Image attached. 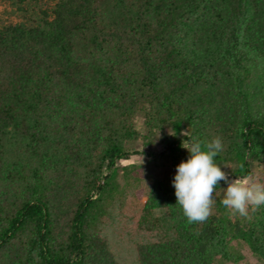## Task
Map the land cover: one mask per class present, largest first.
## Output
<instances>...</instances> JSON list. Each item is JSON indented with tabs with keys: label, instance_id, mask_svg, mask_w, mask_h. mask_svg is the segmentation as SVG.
Wrapping results in <instances>:
<instances>
[{
	"label": "trees",
	"instance_id": "16d2710c",
	"mask_svg": "<svg viewBox=\"0 0 264 264\" xmlns=\"http://www.w3.org/2000/svg\"><path fill=\"white\" fill-rule=\"evenodd\" d=\"M3 3L17 20L0 21V264H121L103 232L138 167L121 165H177L192 137L221 139L230 179L257 166L264 182V0ZM173 178L144 203L161 234L139 264H239L233 241L264 264V206L240 216L220 197L189 223Z\"/></svg>",
	"mask_w": 264,
	"mask_h": 264
},
{
	"label": "rangeland",
	"instance_id": "374dc122",
	"mask_svg": "<svg viewBox=\"0 0 264 264\" xmlns=\"http://www.w3.org/2000/svg\"><path fill=\"white\" fill-rule=\"evenodd\" d=\"M12 10L8 4L0 5V21L17 20V16L12 14ZM143 117L137 118V127L143 132L144 124ZM140 151L146 150L142 145V139L133 143ZM153 150L149 148L146 150ZM162 150V144H157L155 151ZM184 150H186L184 148ZM181 160L178 161V164ZM136 164L138 167L131 171L127 179L129 184L125 183V175L121 170L120 181L124 183L123 202L118 203L113 208L111 215L105 218L103 232L108 236L111 242L112 249L121 264H139L137 257V244L139 242L155 241L161 234L159 229H148L144 225V210L143 206L147 200V196L155 179L174 177L176 172V165L172 157L157 158L149 154H142L140 156H133L130 160L124 161L121 166H130ZM225 171H229L225 169ZM261 168L255 166L254 172L251 176L259 179ZM261 181V180H260ZM227 186V185H226ZM224 186L220 190H216L215 199L213 201L212 210L217 208V199L224 197ZM233 246L238 250L243 258L240 259L239 264H263V262L255 256V254L244 243L233 241ZM224 264H235L227 262Z\"/></svg>",
	"mask_w": 264,
	"mask_h": 264
},
{
	"label": "clouds",
	"instance_id": "9594fccd",
	"mask_svg": "<svg viewBox=\"0 0 264 264\" xmlns=\"http://www.w3.org/2000/svg\"><path fill=\"white\" fill-rule=\"evenodd\" d=\"M183 147L189 155L176 165L172 184L176 203L189 223L203 222L210 216L216 188L221 181L227 185L222 204L233 213L246 217L250 207L255 210L264 206V182L253 176L230 179L229 173L224 170L230 166L217 163L216 158L223 151L219 137L211 141L192 137Z\"/></svg>",
	"mask_w": 264,
	"mask_h": 264
}]
</instances>
